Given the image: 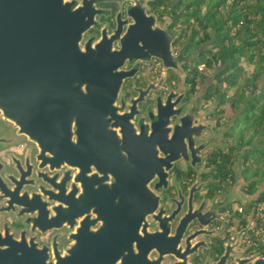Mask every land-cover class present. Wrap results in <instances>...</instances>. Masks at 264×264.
Wrapping results in <instances>:
<instances>
[{"label":"flooded vegetation","instance_id":"obj_1","mask_svg":"<svg viewBox=\"0 0 264 264\" xmlns=\"http://www.w3.org/2000/svg\"><path fill=\"white\" fill-rule=\"evenodd\" d=\"M168 1L165 0L164 5L150 0L148 10L163 27L171 16L168 5L171 8L174 4L178 10L182 4L179 0H171L172 4ZM133 3L134 0L97 2L103 11L96 15V22L85 33L83 42L96 41L104 32L111 35L119 24L123 35L133 21L127 14ZM186 16L187 11L178 23L184 25ZM185 28L178 25V34L173 40L174 53L182 56L179 68L166 67L156 56L145 60L128 59L123 65L131 74L122 83L114 102L116 107L112 109L107 103L97 110L95 124H92L97 128H112L116 139L86 140L83 133L78 136L74 131L76 120L82 129L86 118L77 115L79 117L70 119L69 101L62 98L54 101L56 107L51 102L45 115L46 130L63 131L59 137L57 134L53 140H48L52 144L49 150L41 145L46 137L40 134L36 137V131L34 137H30L21 130V123H16L0 108V185L6 194L0 192V264H56L58 258L68 259L73 255L87 258V264H155L158 249L149 242L152 233L150 239L166 253L162 262L156 264L183 261L172 252L164 251L176 250L186 255L195 248L185 262L216 264L229 244L230 255L224 264L244 262L249 256H264L258 250L261 242L256 232L258 218L254 203L250 212L252 218L249 217L247 223L250 229L244 233L247 225L241 224L244 204L251 199V193L246 190L248 182L242 180L237 165L234 180L216 168L219 161H214L213 153L224 146L214 143L217 138L210 135L202 154L197 149L192 154V147L196 148L204 139L195 138L193 143L189 139L192 137V104L195 91L200 89L196 90L197 85L192 84L195 60L192 47L188 46L190 29ZM116 46H120L117 39ZM208 86L205 85L203 105L200 113L194 115V124L201 120L209 123L214 131L222 121L214 116L215 110L203 113L209 106L207 99L213 97L208 96ZM64 93L62 91V97L66 96ZM167 99L165 112H170L167 125L170 129L166 132V126L159 127L158 154L163 157L164 148L175 152L182 146L180 151L184 150L166 169L163 159L150 163L147 154H140L132 145L124 146L118 139L130 119L133 123L129 124L135 131L129 135L131 139L138 141L139 132L142 135L151 132V116ZM30 125L34 130L37 127L36 123ZM177 125L176 137H173ZM69 126L74 131L71 139ZM57 142H61L59 156L53 147ZM51 155L57 158L50 159ZM229 182L231 187H228ZM230 192L233 193L226 197ZM237 196L243 199L232 201ZM209 207L212 211L204 220L211 216L216 218L208 225L192 218L186 223L187 210L204 215ZM149 208L160 211L159 220L166 226V237L165 233H156L160 223L148 213ZM55 209L61 211L60 220L52 218ZM172 212L175 214L169 217ZM178 236H181L179 241Z\"/></svg>","mask_w":264,"mask_h":264},{"label":"water","instance_id":"obj_2","mask_svg":"<svg viewBox=\"0 0 264 264\" xmlns=\"http://www.w3.org/2000/svg\"><path fill=\"white\" fill-rule=\"evenodd\" d=\"M99 1L103 0H82L81 3H75L74 0H0V108L16 123H21V130L30 137H34L35 131L36 137L39 138V134L41 137H46V141L41 143L43 148L51 150L52 144L48 140H53L57 134L59 137L63 133L61 129L48 128L46 130L44 128L48 122L45 115L51 102L53 107H56L54 101L62 98L68 99L70 119L79 117L77 115H83L84 119L86 118V124L82 129L76 120L77 128L74 131L78 136L83 133L86 140H98L100 137L116 139L112 128H97L92 124H95L97 110L106 107L107 103L112 109L116 107L114 102L122 83L125 77L131 74L130 70L123 67L125 62L128 59L145 60L156 56L164 61L166 67L179 68L180 66L182 56L174 53L173 40L178 34L176 24L186 12L187 5L177 10L170 1L173 7L168 10L171 12L172 22L163 27L156 23L155 14H149L150 8L147 1L134 0L127 13L133 21L129 22L123 35L120 34L119 24V28L111 35L104 32L96 41L83 42L85 33L96 22V15L103 11L97 6ZM116 39L120 41V46L115 47ZM182 51L183 49L181 54ZM194 55L195 52H192V57ZM203 88L205 89V86ZM204 89L194 98L192 104V137L189 139L192 143L195 138L204 139V142L196 148L192 147L193 155L194 149H197L200 155L202 154L203 148L209 143L210 135L216 136L217 140H214V143H219V130L212 131L211 125L204 124L201 120L194 124L195 116L200 113L203 105ZM62 91L66 92L64 93L66 96L62 97ZM168 102L169 99L151 116V132L147 131L145 135L139 132L138 141L131 139L129 135L135 131L129 124L133 123L130 119L122 128V136L118 139L124 143V146L132 145L138 148L140 154H147L150 163L163 159L166 169L171 167L184 150L183 148L180 151L182 146L175 152L170 148H164L163 157L158 154L159 127L166 126V132L168 128L170 129L169 126L167 127L170 122L168 119L170 112H165ZM31 123L37 124L35 130L30 125ZM177 127L178 125L175 126L173 137H176ZM74 131L69 126V139ZM53 147L55 154L59 156L61 142L54 143ZM49 158L57 157L51 155ZM0 192L6 195L1 185ZM232 193H228L226 197ZM242 199L243 196H237L232 201ZM211 211L212 207H209L203 215L189 209L185 215L187 216L186 223L192 218V220H199L203 225H208L216 218L211 216L208 220H204V216ZM148 213L160 223V228L156 230V233H165L166 237V226L159 220L160 211L155 212V209L149 208ZM174 214L172 212L169 217ZM52 218L60 220L61 211L55 209ZM250 227L249 223L244 228V233ZM178 231L177 229L176 236ZM151 236L149 237L151 247L158 249L153 263H161L166 253L164 254L154 240L150 239ZM180 238L181 236H178L177 241ZM230 247L229 244L226 252L216 264L225 263L230 255ZM196 249L188 250L186 255L176 250L164 252H172L171 254L181 258L183 261H179L178 264H188L185 260ZM249 262L264 264V256L245 257L244 262L240 260L237 264ZM56 264H87V258L73 255L68 259L58 258Z\"/></svg>","mask_w":264,"mask_h":264},{"label":"trees","instance_id":"obj_3","mask_svg":"<svg viewBox=\"0 0 264 264\" xmlns=\"http://www.w3.org/2000/svg\"><path fill=\"white\" fill-rule=\"evenodd\" d=\"M179 1L187 5L185 29L195 52L192 84L209 85L208 96L216 95L217 104L233 115L225 125V146L213 156L218 172L233 180L234 166L241 165L253 197L244 204L241 224L247 225L253 203L264 211V0ZM154 3L165 5V0ZM256 211L258 223H264ZM259 237L258 250L264 253V237Z\"/></svg>","mask_w":264,"mask_h":264},{"label":"rangeland","instance_id":"obj_4","mask_svg":"<svg viewBox=\"0 0 264 264\" xmlns=\"http://www.w3.org/2000/svg\"><path fill=\"white\" fill-rule=\"evenodd\" d=\"M145 1H147V3H148V5H149V7L151 8V4H150V0H145ZM171 1V0H170ZM170 1H168L169 3H170ZM185 2L184 3H182L180 6L181 7H178V10H181L182 8H184L185 7ZM169 7H170V5H168V9H169ZM160 8L161 9H164L165 10V8H164V6L163 5H160ZM185 11H188V9H187V7H186V9H185ZM170 19L168 20V22L166 23V26L167 25H169L171 22H172V16H170L169 17ZM180 22H181V20H179ZM186 21H187V17H186ZM180 22L178 23V24H176V27H178V25H179V27L180 28H183V26H185V24L183 25L182 23L180 24ZM212 73V72H211ZM210 73V74H211ZM205 86V83H203L202 84V86H201V83H199V85H197V87H196V90H199L198 92L197 91H195L196 92V97H197V95H199V92L201 91V90H203L204 87ZM203 98H204V95H203ZM208 101H206V102H208V104H209V106L206 108V109H204V111H203V113H207V112H209V111H213V110H215V113L216 114H214V116L215 117H217V118H219V119H221V121H222V123L221 124H218L217 126H216V129L215 130H219V143H220V145H223V146H225V141H224V133H225V127L223 128V126L224 125H227V123L228 122H230L231 120V118L233 117V115L232 116H229L228 114H227V110H225V108L227 109V108H229V107H227L226 105L224 106H219L218 104H217V102H216V100H217V96L215 95V96H213V97H211V98H209V99H207ZM221 108H224V110L223 111H221ZM229 110V109H228ZM212 121H213V123L214 122H216V120L215 119H211ZM211 121V122H212ZM216 124V123H215ZM237 168H238V170H240L239 172L241 173V165H240V163L238 162L237 163ZM250 198H252V196H250ZM251 200V199H250ZM249 217H251V215L249 216ZM260 246V245H259ZM260 251V250H259Z\"/></svg>","mask_w":264,"mask_h":264},{"label":"built area","instance_id":"obj_5","mask_svg":"<svg viewBox=\"0 0 264 264\" xmlns=\"http://www.w3.org/2000/svg\"><path fill=\"white\" fill-rule=\"evenodd\" d=\"M262 209H263V206H260L258 211H257V214H258V217L264 218V211H262ZM256 232L259 236H262V238L264 237V223L263 222H261L259 225H257ZM263 240H264V238H263Z\"/></svg>","mask_w":264,"mask_h":264}]
</instances>
